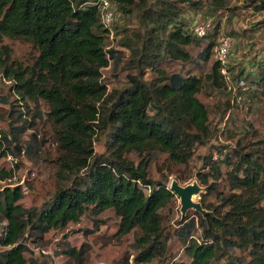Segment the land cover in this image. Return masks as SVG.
<instances>
[{
	"label": "trees",
	"instance_id": "obj_1",
	"mask_svg": "<svg viewBox=\"0 0 264 264\" xmlns=\"http://www.w3.org/2000/svg\"><path fill=\"white\" fill-rule=\"evenodd\" d=\"M100 1L0 0V79L11 83L16 100L27 107L20 111L21 122L11 125V139L0 131V180L15 174L5 165L10 154L33 156L44 148L45 139L38 141L37 133L28 131L35 124L31 116L52 125L62 152L57 188L42 207L24 206L21 186L0 188V264L34 263L43 253L31 248V242L43 245L46 234L65 232L86 214L94 220L85 233H94L107 210L120 218L119 237L135 235L137 264H170L174 236L182 241L188 264H264V138L249 152L236 150L235 159L231 153L222 157L220 150L219 157L203 155L200 182L216 191L210 179L222 182L227 166L229 191H219L216 203L204 196L200 203L208 213H187L174 233L165 234L163 227L165 210L176 197L170 176L162 171L163 179L154 180L149 173L162 155H167V172L189 164L196 148L207 146L217 134L199 96L206 85L230 91L239 101L256 84L264 86V65L248 76L241 70L233 75L226 65V77L214 56L218 23L213 33L198 36L179 5L187 1L195 10L206 6L217 15L230 0H109L138 29L123 42L130 56L121 68L129 71L130 83L113 89L104 70L112 63L119 67L118 51L108 45L119 26L103 22ZM253 1L256 9L264 10V0ZM6 38L30 44L34 59L28 64L16 59ZM166 63H176L178 71L167 70ZM191 63L203 74L183 68ZM149 69L155 75L146 78ZM230 108L228 102L225 110ZM27 131L24 145L20 138ZM98 143L104 148L101 153ZM132 154L140 157L139 163ZM65 253L85 264L81 250L68 247Z\"/></svg>",
	"mask_w": 264,
	"mask_h": 264
},
{
	"label": "rangeland",
	"instance_id": "obj_2",
	"mask_svg": "<svg viewBox=\"0 0 264 264\" xmlns=\"http://www.w3.org/2000/svg\"><path fill=\"white\" fill-rule=\"evenodd\" d=\"M204 1L206 2V0ZM260 3V0H257V4ZM179 5L184 7V16L191 22V27L210 22L212 24L210 33H213L218 23V36H226L230 40L227 65L232 67L233 75L240 73V70L243 75L247 76L250 72L251 75L252 72L259 73L260 67L264 65V10L256 9L253 0H230L228 8L220 11L217 15L210 14L206 6L198 10L192 9L187 1H180ZM112 12L114 19L108 25L119 26V28L110 37L108 45L118 51L120 64L115 69L112 63L109 68L104 70V77L107 79L110 89L122 88L130 83L127 78L129 71L121 68L130 56V51L123 46V42L133 30H138L135 29L134 20L124 19L114 4H112ZM5 43L13 48L15 58L26 64L30 63L36 55V50L28 43L9 38L5 39ZM197 50V48L192 49L194 54L197 53ZM163 67L169 71H178L179 69L176 63H166L163 64ZM183 68L185 70L192 69L193 73L197 75L203 74L201 71L194 70L196 69L194 63L186 64ZM209 68L205 73L209 71ZM154 75L155 72L149 69L146 78H151ZM10 85L9 81L0 79V131L9 133L11 139V125L21 122L18 116L20 111L26 112L27 107L22 99L16 100L19 96L10 89ZM263 89L262 84H256L255 90L253 88L255 92L252 90L251 93L244 96L243 100L239 101L230 91L206 85L199 96L209 108L212 127L218 129L217 134L207 146L196 148L189 164L175 165L172 172H167L164 169L167 155H162L152 163L149 169L151 178L162 180V171H164L170 176L169 186L173 180L179 181L183 186L198 182L203 193L195 195L194 200L200 202L206 196L208 201L218 202L217 194L219 191L221 194L229 191L226 181L228 167L224 166L223 168L224 179L222 182L215 183L213 178L210 179V184L213 183L214 187L218 188L216 191L213 189L210 192L211 190L200 182L197 175V171L204 165L203 155L213 154L214 157H219L220 150L222 157L231 153L230 157L235 159L238 149L249 152L259 145L260 139L264 138ZM228 102L231 108L226 111ZM42 109L44 111L42 113L48 111L44 104ZM31 118L35 120V124L28 131L36 132L38 141L41 138L45 139L44 148L42 152L33 156L25 153L10 154L5 165L8 168H14L15 174L6 182L0 180V188L6 184L11 187L21 186L25 193L23 205L42 207L43 203L51 198L57 188L58 157L62 152L54 136L52 125L46 119H40L36 116H31ZM28 131L20 138V142L24 145L28 141ZM14 145L15 142L12 146ZM96 148L100 153L104 151L103 146L99 143ZM14 151L17 152V149ZM130 158L139 163L140 157L138 155L132 154ZM180 208V198L176 195L173 203L165 210L166 218L163 222L165 234L174 233L178 227L177 221L182 218ZM194 212L195 210L191 209L188 213L194 216ZM99 219L102 220L100 228L94 233H85V229L93 228L94 220L93 216L86 214L79 223L68 225L65 232L56 231L46 234L43 245L35 247L31 242L30 247L35 248L36 251L40 250L43 256L35 258V262L30 264H43L44 261L48 264H78L65 253L68 247L81 250L85 255V264H123L126 260L137 264L134 261L138 249L135 235L118 236L120 218L113 210L103 212ZM65 233L68 234L67 238L64 237ZM170 247L174 255L173 259L168 261L170 264H188L190 262L182 254L183 243L177 236L171 240ZM27 255H31V253L27 252ZM153 264L163 263L155 260Z\"/></svg>",
	"mask_w": 264,
	"mask_h": 264
},
{
	"label": "built area",
	"instance_id": "obj_3",
	"mask_svg": "<svg viewBox=\"0 0 264 264\" xmlns=\"http://www.w3.org/2000/svg\"><path fill=\"white\" fill-rule=\"evenodd\" d=\"M99 4L101 8L102 20L106 25H108L114 19L112 12V4L109 0H101ZM211 27L212 24L209 22L203 25H194L192 26V30L198 36H204L211 30ZM229 52L230 40L226 36H220L218 45L214 50V56L216 59L221 61V71L226 77L229 76L228 69L226 68V65L229 61ZM241 84H243V82H241Z\"/></svg>",
	"mask_w": 264,
	"mask_h": 264
},
{
	"label": "water",
	"instance_id": "obj_4",
	"mask_svg": "<svg viewBox=\"0 0 264 264\" xmlns=\"http://www.w3.org/2000/svg\"><path fill=\"white\" fill-rule=\"evenodd\" d=\"M170 188L180 198V210L182 217H185L188 211L191 209H195L196 211H199L203 214L208 213L203 209L199 201L194 200V196L197 194L201 195L203 191L201 190V186L198 184V182L183 186L179 183V181L173 180L171 182Z\"/></svg>",
	"mask_w": 264,
	"mask_h": 264
}]
</instances>
